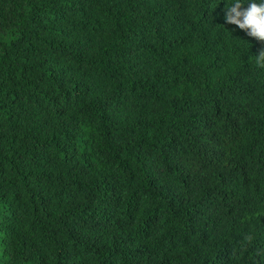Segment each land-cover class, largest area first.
Returning a JSON list of instances; mask_svg holds the SVG:
<instances>
[{"label":"trees","instance_id":"1","mask_svg":"<svg viewBox=\"0 0 264 264\" xmlns=\"http://www.w3.org/2000/svg\"><path fill=\"white\" fill-rule=\"evenodd\" d=\"M234 3L0 0V264H264V42Z\"/></svg>","mask_w":264,"mask_h":264},{"label":"clouds","instance_id":"2","mask_svg":"<svg viewBox=\"0 0 264 264\" xmlns=\"http://www.w3.org/2000/svg\"><path fill=\"white\" fill-rule=\"evenodd\" d=\"M243 5V0H235L233 5L228 6L225 23L236 25L248 36L264 42V2L256 3L251 0L247 8ZM255 62L259 67H264V50L255 56Z\"/></svg>","mask_w":264,"mask_h":264}]
</instances>
